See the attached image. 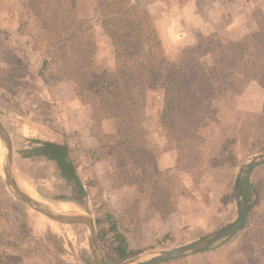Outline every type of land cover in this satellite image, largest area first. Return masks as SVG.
<instances>
[{"label":"rangeland","instance_id":"1","mask_svg":"<svg viewBox=\"0 0 264 264\" xmlns=\"http://www.w3.org/2000/svg\"><path fill=\"white\" fill-rule=\"evenodd\" d=\"M142 1L170 57L209 32L217 33L225 47L232 50L253 33L255 20L264 18V0H139ZM77 9L81 17L92 15L89 0H77ZM34 32L25 0H0V120L12 140L13 173L18 185H25L35 198L58 210L84 212L93 221L98 218L100 226L105 225L101 219L104 210H112L130 248L140 253L116 260L106 247L97 243L107 264H120L178 247L236 218L234 184L239 167L264 153V137L238 146V163L208 169L198 186L182 174L186 192L180 197L177 210L162 219L149 205L146 187L139 192L133 186H114L112 159L91 158L90 149L102 141L105 132L113 130L112 122L105 119L100 128L96 125L90 106L75 96L72 81L50 80L46 84L39 78L42 53L39 44L28 35ZM95 38L96 64L111 69L112 46L99 25L95 27ZM263 97L264 91L257 83L236 75L225 86L223 106L227 113L253 122L259 116ZM162 98L161 89L147 91L144 128L148 141L157 148L163 142ZM32 138L68 146L69 157L87 196L77 193L53 162L42 157H21V151ZM0 151L3 153L1 140ZM157 161L162 168L174 167L175 152H160ZM260 175L264 179V170L250 173L249 182ZM136 198L137 208L133 205ZM250 202L251 214L239 236L217 242L204 252L159 264H232L239 254L242 236L246 233L252 236L264 220V183L259 198L250 195ZM0 243L5 245L1 249L21 264H95L86 227L60 224L26 208L7 189L2 163Z\"/></svg>","mask_w":264,"mask_h":264},{"label":"trees","instance_id":"2","mask_svg":"<svg viewBox=\"0 0 264 264\" xmlns=\"http://www.w3.org/2000/svg\"><path fill=\"white\" fill-rule=\"evenodd\" d=\"M89 1L92 15L81 17L77 0H25L35 29L28 35L42 53L38 76L46 84L72 81L75 96L90 106L96 125L100 128L104 119L112 121L114 131L104 133L102 141L90 149L91 158H111L113 185L133 186L139 192L146 187L149 205L167 219L186 192L182 174L198 186L208 169L235 166L238 146L264 137V97L253 122L227 113L223 106L225 86L236 75L254 81L264 91V18L256 19L253 33L232 50L217 33L209 32L170 57L143 1ZM96 25L112 46L111 69L95 62ZM153 89L163 91V142L158 148L150 144L144 128L147 91ZM27 142L22 158L42 157L53 162L73 189L87 196L65 143L37 138ZM169 151L175 152V165L162 168L158 153ZM256 170H264V164L250 173ZM263 183L261 175L255 176L249 189L240 185L241 195L246 197L249 192L258 199ZM137 203L136 198L135 208ZM250 214L251 208L247 220ZM101 219L104 226L98 218L94 221L95 240L112 257L125 260L140 253L130 248L112 210L105 209ZM256 230L252 236H242L232 264H264V220ZM1 245L0 264H21Z\"/></svg>","mask_w":264,"mask_h":264},{"label":"water","instance_id":"3","mask_svg":"<svg viewBox=\"0 0 264 264\" xmlns=\"http://www.w3.org/2000/svg\"><path fill=\"white\" fill-rule=\"evenodd\" d=\"M0 140L3 146L2 175L4 183L11 195L17 201L22 203L26 208H29L57 223L85 226L88 234V246L93 256L94 263L107 264L96 243L95 225L91 216L84 212H65L62 210H58L47 202L39 200L35 197H31L20 189L13 173L12 140L10 138L9 132L7 131L1 120ZM263 163L264 153H260L240 165L234 184V198L238 206V213L236 218L232 222L186 244L162 251L155 255L138 256L136 258L124 261L120 264H159L168 260L204 252L210 249L215 243H222L237 234L240 230L243 229L246 223L248 210L251 205L249 192H246L245 199H242L240 185L243 184L246 189H249L248 177L250 172ZM47 205L51 206L57 212Z\"/></svg>","mask_w":264,"mask_h":264},{"label":"bare ground","instance_id":"4","mask_svg":"<svg viewBox=\"0 0 264 264\" xmlns=\"http://www.w3.org/2000/svg\"><path fill=\"white\" fill-rule=\"evenodd\" d=\"M3 154H2V152L0 151V165H1V163H2V158H3V156H2ZM19 187H20V189L23 191V192H25L26 194H28V195H30L31 197H34L33 196V194H32V192L25 186V185H19ZM47 206H49V205H47ZM51 209H53L51 206H49ZM54 211H56L55 209H53ZM62 211H65V212H68L69 210L68 209H63ZM57 212V211H56Z\"/></svg>","mask_w":264,"mask_h":264},{"label":"crops","instance_id":"5","mask_svg":"<svg viewBox=\"0 0 264 264\" xmlns=\"http://www.w3.org/2000/svg\"><path fill=\"white\" fill-rule=\"evenodd\" d=\"M87 17H90V16H87ZM105 120V119H104ZM110 120V119H109ZM103 122V121H102ZM112 122V121H111ZM112 126H113V123H112ZM114 131V129L112 130V131H109V132H105V133H111V132H113Z\"/></svg>","mask_w":264,"mask_h":264}]
</instances>
